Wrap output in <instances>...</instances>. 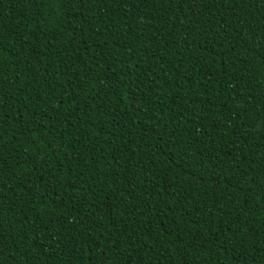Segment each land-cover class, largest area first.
<instances>
[{"label": "trees", "instance_id": "trees-1", "mask_svg": "<svg viewBox=\"0 0 264 264\" xmlns=\"http://www.w3.org/2000/svg\"><path fill=\"white\" fill-rule=\"evenodd\" d=\"M0 264H264V0H0Z\"/></svg>", "mask_w": 264, "mask_h": 264}]
</instances>
